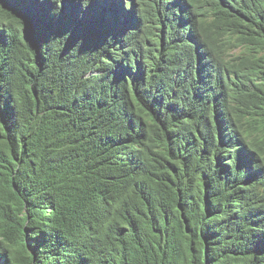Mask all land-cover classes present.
Listing matches in <instances>:
<instances>
[{
  "label": "trees",
  "instance_id": "obj_1",
  "mask_svg": "<svg viewBox=\"0 0 264 264\" xmlns=\"http://www.w3.org/2000/svg\"><path fill=\"white\" fill-rule=\"evenodd\" d=\"M96 195L156 264H264V0H0V264H136Z\"/></svg>",
  "mask_w": 264,
  "mask_h": 264
},
{
  "label": "rangeland",
  "instance_id": "obj_2",
  "mask_svg": "<svg viewBox=\"0 0 264 264\" xmlns=\"http://www.w3.org/2000/svg\"><path fill=\"white\" fill-rule=\"evenodd\" d=\"M150 47V46H148ZM234 53H238V51H235ZM143 119L146 120L148 124L151 123L150 116L147 113H143ZM140 143H135L133 147L139 148ZM145 149L142 148V152H144V156L146 158V164L150 167L152 165L153 157L150 155L151 153H155L156 151L161 156L162 154V147L157 143H149V145L145 144ZM148 152V153H147ZM158 155V154H157ZM169 156V154L167 155ZM164 156H162L163 158ZM165 158V157H164ZM181 164V161L173 163L174 166H178ZM149 167L147 169H149ZM179 169V167H178ZM148 180L150 182L149 175L147 177L142 176L140 177L141 181ZM90 206L92 209H94L99 215L107 216L109 210L111 209L112 212L116 215L118 221L123 227L129 228L128 234L132 238V243L136 247V250L134 251L133 258L130 257V260L136 264H156V258L154 254L151 252L149 248V239L146 235V232L144 230V225L139 224L140 227V233H137L134 229L129 227L126 222V216L125 213L121 208L118 207V205L114 204L113 202L110 204H107L106 200L99 198L97 195L94 197H90L89 199ZM182 224L180 221H176V229L180 230ZM184 238V250L187 254V256L191 260H197L200 262V260L203 258L204 260V247H202L201 243L199 241L194 242L191 235H188L187 233H183ZM195 243V244H194Z\"/></svg>",
  "mask_w": 264,
  "mask_h": 264
},
{
  "label": "bare ground",
  "instance_id": "obj_3",
  "mask_svg": "<svg viewBox=\"0 0 264 264\" xmlns=\"http://www.w3.org/2000/svg\"><path fill=\"white\" fill-rule=\"evenodd\" d=\"M72 8H74L75 9V7H72ZM75 10H77L78 11V9H75ZM82 13V12H81ZM83 16L85 17V18H83ZM73 17V16H72ZM82 18V23H84L85 24V22L88 20V17H87V15H85V14H82V17H80V19ZM78 19V18H77ZM72 21H76L75 20V18H74V20L73 19H71ZM79 22V21H78ZM74 23H77V22H74ZM81 23V24H82ZM72 25V24H71ZM74 26H76L77 24H73ZM83 25V24H82ZM85 25H83V26H79V27H84ZM77 27H78V25H77ZM85 28V27H84ZM84 28H82L81 30H79V31H76L75 33L77 34V32H83V31H85V29ZM74 34V33H73ZM76 36V35H75ZM77 36H78V34H77ZM119 66V65H118Z\"/></svg>",
  "mask_w": 264,
  "mask_h": 264
},
{
  "label": "clouds",
  "instance_id": "obj_4",
  "mask_svg": "<svg viewBox=\"0 0 264 264\" xmlns=\"http://www.w3.org/2000/svg\"><path fill=\"white\" fill-rule=\"evenodd\" d=\"M131 97H133V96H131ZM133 102H134V100H133Z\"/></svg>",
  "mask_w": 264,
  "mask_h": 264
}]
</instances>
